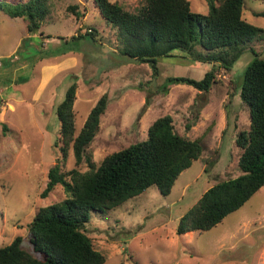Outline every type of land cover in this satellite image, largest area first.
I'll return each mask as SVG.
<instances>
[{
	"label": "rangeland",
	"instance_id": "obj_1",
	"mask_svg": "<svg viewBox=\"0 0 264 264\" xmlns=\"http://www.w3.org/2000/svg\"><path fill=\"white\" fill-rule=\"evenodd\" d=\"M110 1L130 11L140 2ZM188 1L193 13H208L205 0ZM48 5L50 18L33 35L24 20L0 13V247L21 236L22 248L34 255L28 224L38 209L66 197L61 186L46 198L40 193L60 156L54 146L59 128L54 109L76 77V132L98 99L108 96L88 148L97 166L107 155L145 140L153 121L165 115L173 118L177 134L201 139L204 146L168 196L152 186L115 210L90 214L82 231L105 255L104 264H264V186L210 231L176 234L178 219L207 189L241 173L235 140L239 131L248 129L249 116L240 84L252 60L264 58V38L253 40L230 72L217 71V82L203 93L167 80L198 81L210 66L175 52L157 60L155 76L148 64L117 53L116 33L92 0H48ZM70 6H77L81 16ZM242 17L264 30V3L244 0ZM87 25L100 31L102 45L86 42L79 52L60 54L64 42ZM73 168L70 152L65 170ZM79 168L87 170L85 163Z\"/></svg>",
	"mask_w": 264,
	"mask_h": 264
},
{
	"label": "trees",
	"instance_id": "obj_2",
	"mask_svg": "<svg viewBox=\"0 0 264 264\" xmlns=\"http://www.w3.org/2000/svg\"><path fill=\"white\" fill-rule=\"evenodd\" d=\"M92 1L116 33L117 53L148 64L153 75L158 74L157 60L174 57L175 52L210 66L198 81L186 77L167 80L203 93L217 82V71L230 72L248 45L264 38L263 29L243 19L244 0H205L206 15L193 13L188 0H140L133 11L110 0ZM68 9L81 16L77 6ZM0 13L24 20L33 35L50 18V7L48 0H0ZM102 39L97 28L87 25L64 42L60 54L79 52L86 42L102 45ZM70 42L74 45L67 49ZM76 81V77L70 79L63 99L54 109L59 122L54 146L60 156L49 168L40 193L41 198H46L61 186L66 197L38 209L28 224L34 255L22 248L23 238L16 236L10 244L0 247V264H104L105 255L95 250L91 238L82 231L90 214L115 210L152 186L160 195L168 196L181 173L203 152L201 139L180 136L175 132L173 118L165 115L153 121L145 140L107 155L97 166L88 148L106 111L108 96L103 94L98 99L76 132ZM240 98L249 116L248 129L239 131L235 140L240 149L241 173L235 179L217 182L200 196L178 219L179 236L210 231L264 186V58H254L245 69ZM70 152L76 168L65 170ZM82 163L86 171L80 170Z\"/></svg>",
	"mask_w": 264,
	"mask_h": 264
}]
</instances>
